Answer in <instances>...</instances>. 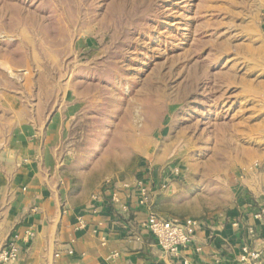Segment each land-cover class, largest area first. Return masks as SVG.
<instances>
[{
  "label": "rangeland",
  "instance_id": "1",
  "mask_svg": "<svg viewBox=\"0 0 264 264\" xmlns=\"http://www.w3.org/2000/svg\"><path fill=\"white\" fill-rule=\"evenodd\" d=\"M55 112L72 197L175 166L178 207L224 203L264 156V0H0V172Z\"/></svg>",
  "mask_w": 264,
  "mask_h": 264
},
{
  "label": "crops",
  "instance_id": "2",
  "mask_svg": "<svg viewBox=\"0 0 264 264\" xmlns=\"http://www.w3.org/2000/svg\"><path fill=\"white\" fill-rule=\"evenodd\" d=\"M45 121V128L26 132L12 147L9 169L0 172V249L10 235H18L21 251L14 264H181L163 253L146 229L149 212L165 219L200 221L192 244L181 252L192 263L240 264L246 247L261 253L256 264H264V156L238 161L234 176L210 177L214 188L221 184L233 192L226 194L224 203L208 202L197 212L189 213L174 203L189 199L175 177L165 178L160 169L143 165L136 180L104 190L97 203L90 197H72L57 154L66 123L56 112ZM208 172L211 175L214 169ZM142 175L152 186L149 211L140 207L133 189ZM162 183L168 188H162ZM115 191L128 211L112 203ZM28 231L33 236L27 240ZM112 253L119 254L115 263Z\"/></svg>",
  "mask_w": 264,
  "mask_h": 264
},
{
  "label": "built area",
  "instance_id": "3",
  "mask_svg": "<svg viewBox=\"0 0 264 264\" xmlns=\"http://www.w3.org/2000/svg\"><path fill=\"white\" fill-rule=\"evenodd\" d=\"M163 169L162 175L165 178H177L181 175V169L178 167H166ZM145 181L144 176H140L138 181L133 186V189H135L138 194V203L140 207L149 211L152 199V186L151 184H147ZM160 186L166 189L169 185L162 183ZM108 189L111 190L112 188ZM92 200L98 203L99 196H94ZM112 203L117 205L119 204V209L123 212L129 210L126 204L121 205L117 191L112 194ZM94 208L95 210L99 209L97 206ZM146 220V229L152 236H154L158 247H160L163 253L174 261H180L181 264H196L194 262L192 263L188 258L183 257L181 252L192 244V241L196 236L195 234L197 229L200 226V221L193 218L165 219L159 216L157 217V215L153 212H149ZM32 236L33 233L31 231L26 233L27 240ZM18 242V235H10L5 246L0 249V264H14L19 260L21 248ZM200 250V248L197 249V251ZM242 251L243 253L239 259L240 264H256L260 259L261 253L257 251L249 250L246 247H243ZM112 254V262L115 263L119 254Z\"/></svg>",
  "mask_w": 264,
  "mask_h": 264
}]
</instances>
